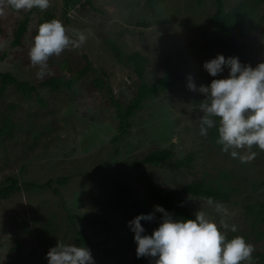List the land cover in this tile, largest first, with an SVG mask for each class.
<instances>
[{"label": "rangeland", "instance_id": "1", "mask_svg": "<svg viewBox=\"0 0 264 264\" xmlns=\"http://www.w3.org/2000/svg\"><path fill=\"white\" fill-rule=\"evenodd\" d=\"M224 1L229 10L241 0ZM92 5L82 1L64 15L63 0H51L47 9L57 15L67 34L78 39L76 33L83 32L87 39L79 47L69 45L59 55H51L44 68L31 62L29 50L38 19L47 9L17 11L6 6L0 15V56L6 52L0 71H11L38 86V93L32 96L19 93L14 86L0 95V128H5L0 136V185L9 176L36 184L53 180L52 186L0 199V264H19L23 256L28 258L27 264H48L46 253L58 241L87 246L95 264H133L137 245L127 222L154 211L155 205L149 199L138 207L143 196L138 171L154 183L170 187L195 180L217 184L227 182L224 175H230L240 188L231 200L209 204L207 199L186 197L184 203L194 212L204 211L218 225L222 218L229 226L235 224L236 232L230 227L224 231L232 237L247 236L254 251L241 264L255 263L264 250V235L252 232L251 224L257 221L253 213H247V204L264 200V186H255L264 179V150L254 145L255 157L241 162L221 150L213 128L201 136L204 113L195 102L199 91L188 88V79L143 100L125 129L120 128L114 103L126 106L132 102L140 83L126 58L130 53L139 51L148 57L145 78L152 83L162 72L155 68L162 67L169 53L194 37L209 42L202 33H210L215 0H164L152 10L145 7L144 0H92ZM260 14L264 15V4ZM25 17L29 24L23 43L12 46L14 30ZM143 20L149 25H140ZM113 43L121 50L123 61ZM218 53L237 56L253 67L264 62V23L247 35L240 51L215 48V56ZM85 55L93 69L74 85L57 91L40 85L52 76L70 78L86 64ZM209 59L200 57L198 62L203 65ZM65 61L70 70L62 68ZM227 74L225 69L217 77ZM194 81L199 86L200 79ZM168 147L174 150V157L161 166L146 163L138 170L132 168L134 161L149 152ZM96 167L100 169L89 174ZM63 177H69L68 181L59 184L57 179ZM217 202L227 208V215L215 211ZM94 214L103 221L89 223L78 216ZM141 223L147 234L158 226L157 219ZM259 227L264 229V224L258 223ZM78 231L85 241L79 240ZM16 240L21 243L19 252ZM154 260L140 257L138 264H154Z\"/></svg>", "mask_w": 264, "mask_h": 264}, {"label": "clouds", "instance_id": "2", "mask_svg": "<svg viewBox=\"0 0 264 264\" xmlns=\"http://www.w3.org/2000/svg\"><path fill=\"white\" fill-rule=\"evenodd\" d=\"M51 0H0V15L5 7L14 10H45ZM68 30L60 20L42 22L34 43L29 50L31 62L47 66L49 57L59 55L69 45L79 47L87 39L83 32H77L78 39L67 34ZM204 70L211 76L225 72L227 76L212 79L207 85L197 86L189 74L188 88L205 95L201 102L203 116L200 135L207 136L209 129L218 130L217 143L222 151L246 162L255 157V145L264 150V62L255 67L243 64L237 56L225 57L218 53L204 61ZM218 123H217V119ZM244 150L243 152L238 150ZM209 204L212 200L209 199ZM215 211L227 215V208L217 202ZM159 217L158 226L147 234L141 221L151 222ZM134 233L137 257L155 258L154 264H241L252 258L254 247L243 236L227 237L225 229L237 231L235 224L229 226L222 218L219 222L210 219L204 211H197L194 218L177 219L162 205H154V211L140 213L128 222ZM48 264H95L87 246L65 244L60 241L46 253Z\"/></svg>", "mask_w": 264, "mask_h": 264}, {"label": "trees", "instance_id": "3", "mask_svg": "<svg viewBox=\"0 0 264 264\" xmlns=\"http://www.w3.org/2000/svg\"><path fill=\"white\" fill-rule=\"evenodd\" d=\"M84 1L86 4L92 5V0H63L64 4V15L74 7L75 5L82 3ZM164 0H144V5L148 9H154L155 5L163 2ZM216 11L212 16V24L210 33L205 30L202 33L203 38L208 39L209 42H203L201 38L194 37L189 41L181 45L176 50L169 53L165 58L162 67L155 68V72L161 68V74L155 78L152 83H148L145 78L146 65L149 61L148 57L141 54L139 51H134L127 55V60L131 61V65L134 68V72L140 79V83L136 90V95L132 102L123 106L120 102L114 101L117 105L118 115L120 117V128H127L129 126V118L135 113L137 109L142 108V102L146 98L158 94L159 92H167V90L172 89L181 80L188 79L189 74L193 78H199V85H207L212 79L218 78L209 75L203 68V65L198 62L200 57L213 58L215 56V48H220L222 50H234L240 51L246 45V37L252 31L259 28L264 23V15L260 14V9L264 0H241L235 6L226 10L224 0H215ZM38 11L41 10L39 8ZM52 19H57V15L51 10H45L38 19L37 29L39 25L44 21H50ZM29 17H25L20 20L17 27L14 30V38L12 40V46H20L23 43V38L28 30ZM142 26H148L147 21L139 22ZM1 31V28H0ZM115 49L117 56L120 61H123V55L121 50L112 44ZM6 52L0 56V60L4 59ZM86 64L77 70L70 78L65 79V77L52 76L43 80L40 85L45 87H50V89L57 91L63 86H72L83 76L88 74L93 68L91 65V60L88 55H85ZM62 68L68 70L71 69L68 62L65 61ZM97 81V80H96ZM9 86H14L19 93L32 96L33 93H38V86L33 84L29 80L19 79L11 71H0V95H3ZM205 99V95L198 93L195 102L201 105V102ZM5 128H0V136L3 135ZM213 138H218V130L216 127L212 129ZM174 150L170 147L159 148L154 151L149 152L143 159L136 160L131 165L132 168L138 170L139 165L150 163L156 166H161L167 160L174 157ZM180 164V162H177ZM100 168L96 167L89 174L97 172ZM224 174V172H222ZM227 182H219L214 184L210 181L205 180H195L189 183L181 184L177 187L162 186L156 184L152 181L151 177L138 171V178L142 179L143 190L142 198L138 202V207L141 203H146L149 199L155 204L162 205L166 210L170 211L174 218L184 219V218H194L195 213L189 206L184 203L186 197H200L203 199H211L214 201H228L231 200L232 196L237 194L240 190L239 186L231 182L230 175H224ZM68 178L57 179L59 184L67 182ZM53 180H49L44 184H36L33 181L22 180L15 176H9L4 180V183L0 185V199H5L10 197L15 192H20L22 190H31L34 187L43 188L52 186ZM256 187L264 186V179L258 181L255 184ZM123 188V185H120ZM58 189L54 188L53 191ZM247 213L250 212L254 214L255 220L257 222L251 224L252 232H257L259 236L264 235V229L262 227L257 228L258 223L264 224V200L259 199L255 202H249L247 204ZM79 218L85 222H101L98 214L91 216L78 215ZM162 214L157 212V223H159V217ZM50 227L47 226V231H50ZM259 229V230H257ZM80 241H85L87 238L81 231L77 232ZM229 239L232 236L227 235ZM247 237V236H246ZM244 237V238H246ZM41 238V237H39ZM20 241H15L16 251L21 250ZM14 248V247H13ZM258 260L253 264H264V250L259 253ZM140 257H136L133 264H138ZM28 258L21 257V262L19 264H27Z\"/></svg>", "mask_w": 264, "mask_h": 264}]
</instances>
